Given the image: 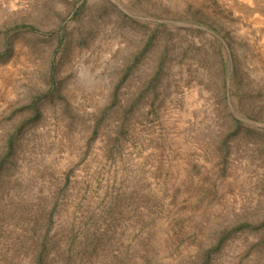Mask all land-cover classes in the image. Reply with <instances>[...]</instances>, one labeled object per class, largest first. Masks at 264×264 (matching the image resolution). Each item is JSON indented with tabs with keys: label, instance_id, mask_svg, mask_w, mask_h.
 Listing matches in <instances>:
<instances>
[{
	"label": "rangeland",
	"instance_id": "374dc122",
	"mask_svg": "<svg viewBox=\"0 0 264 264\" xmlns=\"http://www.w3.org/2000/svg\"><path fill=\"white\" fill-rule=\"evenodd\" d=\"M0 264H264V0H0Z\"/></svg>",
	"mask_w": 264,
	"mask_h": 264
}]
</instances>
